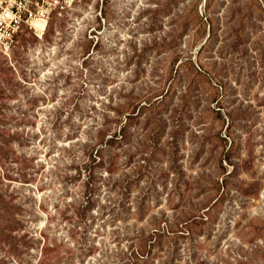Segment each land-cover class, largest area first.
Returning a JSON list of instances; mask_svg holds the SVG:
<instances>
[{
    "label": "rangeland",
    "instance_id": "rangeland-1",
    "mask_svg": "<svg viewBox=\"0 0 264 264\" xmlns=\"http://www.w3.org/2000/svg\"><path fill=\"white\" fill-rule=\"evenodd\" d=\"M0 56V264H264V0H67Z\"/></svg>",
    "mask_w": 264,
    "mask_h": 264
},
{
    "label": "built area",
    "instance_id": "built-area-1",
    "mask_svg": "<svg viewBox=\"0 0 264 264\" xmlns=\"http://www.w3.org/2000/svg\"><path fill=\"white\" fill-rule=\"evenodd\" d=\"M66 1L0 0V56L11 59L20 33L32 29L38 35L35 22H44L46 27L54 11L60 13L65 9Z\"/></svg>",
    "mask_w": 264,
    "mask_h": 264
},
{
    "label": "bare ground",
    "instance_id": "bare-ground-1",
    "mask_svg": "<svg viewBox=\"0 0 264 264\" xmlns=\"http://www.w3.org/2000/svg\"><path fill=\"white\" fill-rule=\"evenodd\" d=\"M35 24L38 27V35L42 34L45 31L46 27H47V26L45 27V23L44 22L36 21Z\"/></svg>",
    "mask_w": 264,
    "mask_h": 264
},
{
    "label": "trees",
    "instance_id": "trees-1",
    "mask_svg": "<svg viewBox=\"0 0 264 264\" xmlns=\"http://www.w3.org/2000/svg\"><path fill=\"white\" fill-rule=\"evenodd\" d=\"M20 36V35H19ZM19 36H18V38H19Z\"/></svg>",
    "mask_w": 264,
    "mask_h": 264
}]
</instances>
